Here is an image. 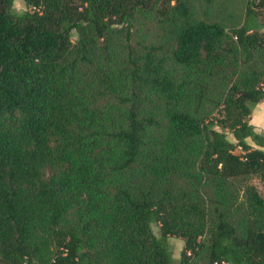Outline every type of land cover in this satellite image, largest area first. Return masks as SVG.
Masks as SVG:
<instances>
[{"label":"trees","instance_id":"trees-1","mask_svg":"<svg viewBox=\"0 0 264 264\" xmlns=\"http://www.w3.org/2000/svg\"><path fill=\"white\" fill-rule=\"evenodd\" d=\"M24 1L0 0V264H173L172 236L180 264H264V195L238 187L264 189V0L230 29L196 0Z\"/></svg>","mask_w":264,"mask_h":264},{"label":"rangeland","instance_id":"rangeland-1","mask_svg":"<svg viewBox=\"0 0 264 264\" xmlns=\"http://www.w3.org/2000/svg\"><path fill=\"white\" fill-rule=\"evenodd\" d=\"M196 3H197V15L200 18L207 19L210 21H217L221 23L223 26H225L226 29H230L234 26L241 24V22L243 21L248 0H214L212 3H208L206 0H196ZM256 7H257L256 9L259 10L260 12L259 20L262 23V25H264V7H260V6H256ZM27 8L28 6L25 4L24 0H14L13 11L15 13H21ZM157 34H158V29L156 27H151L148 34V39L150 41L151 40L154 41L155 39H157L156 38ZM74 38H76V36ZM169 68L178 76H182L184 74L182 67L178 65L169 63ZM227 88L228 85L226 83L218 80L208 82L207 85L204 87L205 92L203 97L200 98L199 101H195L193 103L192 110L196 111L198 115L207 118L220 116L221 114L220 109L222 107L220 103ZM259 106L263 107V109L258 110L261 108V107L259 108ZM257 107L258 109L256 110ZM262 120L264 121V98L257 104L252 105V115L250 119V123L253 124L257 133H259L264 137V122H262ZM215 128L218 130H223L224 132L227 133L228 137L231 140L236 142L233 133L228 128L222 129L218 125H216ZM247 140L254 147L264 149V147L259 146L256 143V141L253 140L251 137L247 138ZM235 152L241 153V148L238 146L235 149ZM247 183L255 185L258 188L259 192L264 195L262 182L260 181L258 176L253 175L243 178L239 183L238 187L241 190L240 192L241 196L243 194L242 189L244 185H246ZM183 187L184 189L187 188L188 191L192 192L194 197L202 198L206 202H208L209 194L212 192L211 188H209L206 184L204 187L202 185L194 187L191 184L190 185L187 184L184 180L180 178L176 179V185H175L176 191H178L179 188H183ZM153 230L157 235H160L159 224L154 223ZM184 244L185 242L181 237H176V236L170 237V245L174 256L173 264H180L181 251ZM198 264H205V263L199 261Z\"/></svg>","mask_w":264,"mask_h":264},{"label":"crops","instance_id":"crops-1","mask_svg":"<svg viewBox=\"0 0 264 264\" xmlns=\"http://www.w3.org/2000/svg\"><path fill=\"white\" fill-rule=\"evenodd\" d=\"M261 106H259V108H260ZM258 109V107L256 108V110ZM261 109H263V107H261L260 109H258V110H261ZM256 112V111H255ZM254 112V113H255ZM262 122H264L263 120H262ZM264 147V146H263Z\"/></svg>","mask_w":264,"mask_h":264}]
</instances>
